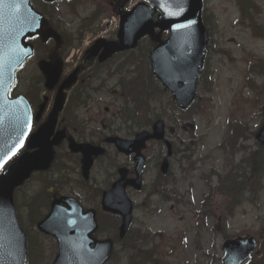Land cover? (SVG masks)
<instances>
[{
    "label": "rangeland",
    "instance_id": "374dc122",
    "mask_svg": "<svg viewBox=\"0 0 264 264\" xmlns=\"http://www.w3.org/2000/svg\"><path fill=\"white\" fill-rule=\"evenodd\" d=\"M137 1L140 0H102V6L98 7L96 5L101 0H79L69 5L61 2L48 9L55 11L54 24L67 31L65 39L75 46L80 30L87 29L82 45L97 37L111 36L115 29L112 19L116 8L112 9L113 5L109 3L121 2L124 8H128ZM71 6L76 13L70 12ZM202 7L203 22L210 33V48L203 81L198 87L199 96L193 108L180 112L167 93H160L156 95L155 103H150L149 107L144 103L136 114L138 118H144V108H152L156 115L154 118H162L166 123V137L173 144L174 152L168 173L161 176L158 163L165 153L164 145L151 142L143 150L147 158L143 190L140 193L128 191L134 202L128 238L122 243L117 241V229L111 218L107 224L101 220L95 234L96 238L109 237L114 241L112 257L106 264H222V243L244 235H250L257 242L249 264H264V149L259 148L255 139L263 122L264 75L250 71V68L257 69L259 62L264 63V38L247 24H240L242 15L236 0H204ZM242 8L249 11L256 23L264 26V0H252V4L246 2ZM93 10H107L108 13L90 18ZM103 19L109 21L105 26ZM148 47L147 42H143L140 48L125 56L126 61L136 65ZM36 60H30L18 73L15 90L16 94L22 92L30 96L33 103L39 102L43 90L41 81L38 83L31 78L36 72ZM69 61L66 70L77 61L76 55ZM138 61L140 65L144 64ZM123 85H127V80ZM207 85L210 92L205 91ZM128 92L121 89L120 95L125 97ZM112 98L106 93L95 95L94 101L87 106V114L81 110L82 117L87 119L92 115L99 121L98 117L104 115L96 113L97 107H109L110 111L116 112L119 103L113 105ZM73 108L72 105L66 106L60 115V123L61 126L72 123L75 126L72 137L79 140L83 130ZM154 118L138 122L152 124L156 120ZM88 126L95 136L97 125ZM63 127L69 132L73 130ZM231 129L240 132L239 135L235 137ZM133 130L127 131L123 125L115 133L129 137ZM94 136L86 138L94 140ZM108 149V155L102 162L93 166L86 186L76 157L59 151L50 170L33 174L21 191H15L16 213L20 221L23 219L21 227L28 239V264H51L55 255L54 239L40 235L28 216L36 215L34 222L45 216L53 197L46 193V188L53 185V193L62 190L63 194L76 197L84 208H94L97 190L105 189L114 180L117 167H131V159L121 155L117 157L112 147ZM256 150L263 163L252 173L251 162L246 161V157ZM36 201L38 203L34 206ZM35 244L39 248L36 255L40 263L34 261ZM42 248L45 260H42Z\"/></svg>",
    "mask_w": 264,
    "mask_h": 264
},
{
    "label": "water",
    "instance_id": "95a60500",
    "mask_svg": "<svg viewBox=\"0 0 264 264\" xmlns=\"http://www.w3.org/2000/svg\"><path fill=\"white\" fill-rule=\"evenodd\" d=\"M4 1L0 0L1 9L5 15L9 13L11 18H6L5 22L0 24V103L3 102L1 97L5 92L3 88L9 79V71L14 61L22 59L27 53V45L23 43L22 37L27 31H29L27 34L33 33L34 30L30 31V29L35 28L37 23L39 25L43 23L42 19L39 23L37 14L28 7L27 0H7L6 4ZM151 2L161 11L156 22L151 21L155 10L142 3L137 4L131 11L121 14L120 28L116 36L118 41L109 43L98 41L92 48L90 56L96 54L100 47H104L99 57L103 59L114 51L134 48L138 39L146 33L152 35L154 28L159 27L160 32L169 29L171 35L168 40L158 44V47L149 55L152 73L161 80L165 88L174 92L178 105L185 108L193 101L196 92V76L202 67L203 54L207 45V34L200 22L201 0H151ZM41 69L46 76V85L50 88L58 77L59 68L42 63ZM71 79L72 75L63 82L61 88L68 85ZM57 94L56 107L51 113L49 122L39 132L31 135L28 141L29 148L38 147V150L23 153L0 175V264H25L23 249L25 238L13 214L11 193L15 187L21 186L33 169L43 170L52 161L53 150L49 135L56 118L55 113L60 108L58 103L62 99V94L60 92ZM18 115L16 107L9 103L0 104V161L3 163L20 147L23 140L16 129L19 123ZM163 127L164 123L157 120L152 126V133L139 132L132 141L116 137L107 139L112 141L119 151L128 153L129 146L138 150L134 156L137 160L135 166L137 179L130 182L136 188L139 187V177L143 169V157L139 156V150L144 146V141L151 137L162 139ZM256 139L264 143V122L256 134ZM69 148L73 152L84 153L85 170L90 163V155L98 152L89 144H77L72 141ZM161 166L162 171H165L166 161H163ZM125 184L126 181L121 176L119 182L103 193L101 200L104 210L121 216L118 233L120 237L126 232L132 213V203L124 192ZM66 202L69 204L66 209L60 207L57 201L53 202L51 211L45 219L37 223L41 232L55 237L58 242L59 250L53 264H102L112 246L110 240L102 241L95 248H90L91 239L88 234L95 227L92 211L83 215L75 203ZM254 246L255 242L249 236L225 241L224 264H242L254 251Z\"/></svg>",
    "mask_w": 264,
    "mask_h": 264
},
{
    "label": "trees",
    "instance_id": "16d2710c",
    "mask_svg": "<svg viewBox=\"0 0 264 264\" xmlns=\"http://www.w3.org/2000/svg\"><path fill=\"white\" fill-rule=\"evenodd\" d=\"M145 79H146L147 90L149 92L150 90L148 88V83L151 82L152 79H151L149 74L145 76ZM139 90H141V87H138V89H136V91H137L136 95L138 94ZM142 92H144V91H142ZM151 95L152 94L149 93V96H147L145 100L149 102V97ZM140 99H141V97H140ZM236 134H237V132H236ZM246 161L251 162V172L252 173L257 171L259 169V167H261V164L263 163L262 157H261L259 152H251L250 155L248 157H246ZM129 259H130V257H129ZM256 264H263V263L260 262V263H256Z\"/></svg>",
    "mask_w": 264,
    "mask_h": 264
},
{
    "label": "flooded vegetation",
    "instance_id": "af4514ba",
    "mask_svg": "<svg viewBox=\"0 0 264 264\" xmlns=\"http://www.w3.org/2000/svg\"><path fill=\"white\" fill-rule=\"evenodd\" d=\"M91 64H87V66L86 67H84V66H82L83 67V69H82V72L84 71V70H89V71H91ZM36 103V102H35ZM36 107H34V109H35Z\"/></svg>",
    "mask_w": 264,
    "mask_h": 264
},
{
    "label": "snow or ice",
    "instance_id": "6c2138e0",
    "mask_svg": "<svg viewBox=\"0 0 264 264\" xmlns=\"http://www.w3.org/2000/svg\"><path fill=\"white\" fill-rule=\"evenodd\" d=\"M3 164V161H0V165H2Z\"/></svg>",
    "mask_w": 264,
    "mask_h": 264
}]
</instances>
